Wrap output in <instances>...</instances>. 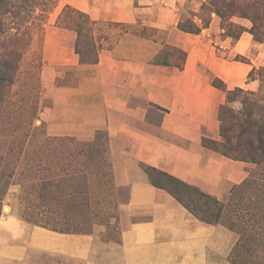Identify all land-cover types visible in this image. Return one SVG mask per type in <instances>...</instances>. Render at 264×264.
<instances>
[{
    "label": "crops",
    "instance_id": "0c3cea01",
    "mask_svg": "<svg viewBox=\"0 0 264 264\" xmlns=\"http://www.w3.org/2000/svg\"><path fill=\"white\" fill-rule=\"evenodd\" d=\"M185 1L66 0L92 19L156 30L154 37L123 32L111 47L112 38L103 36L99 61L92 65L80 64L66 37L65 50H71L59 60L76 69V83L50 89L49 135L91 141L98 130L109 134L113 180L127 193L118 206L119 236L108 237L101 224L89 233H67L8 214L0 221V264H234L230 254L238 234L198 219L152 184L140 166L166 171L223 202L254 166L204 146L203 138L221 140L219 110L227 103L211 76L229 89L257 90L260 80H249L248 73L264 66V44L248 31L236 41L220 36L216 15L199 34L179 29ZM193 2L199 10L201 2ZM64 30L74 42L77 34ZM166 44L187 52L183 69L152 62ZM252 50L251 63L234 59Z\"/></svg>",
    "mask_w": 264,
    "mask_h": 264
},
{
    "label": "trees",
    "instance_id": "16d2710c",
    "mask_svg": "<svg viewBox=\"0 0 264 264\" xmlns=\"http://www.w3.org/2000/svg\"><path fill=\"white\" fill-rule=\"evenodd\" d=\"M189 1L193 2L194 0ZM197 1L201 2L200 11L201 9L203 11V8H209V19L205 21L202 15H200V11L196 12L191 8H181L182 11H180L178 22L179 29L199 34L210 24L211 15L215 13L222 18V22L225 21L224 19L230 22L229 25L226 24V27L222 25L226 29L223 37H232L236 41L245 31H248L253 35V39L256 42H264V37L262 38L258 33V27H260L258 20L262 19L264 15V0ZM39 2L38 0H22V5L25 4L29 7L31 3L34 5ZM49 2L52 4V7L56 3L58 4V0H48L42 3L44 6H47ZM0 3L5 8L9 2L8 0H0ZM17 13L19 17H22L20 12ZM195 17L200 18L202 23H198ZM233 17L249 18L253 21V27L248 28L240 23L230 21ZM57 23L62 28L76 32L77 37L74 48L76 54L79 56L80 64L92 65L98 63L99 53L103 48L101 42L103 35L98 34L101 23L109 27H122L124 28V32H133L145 37L152 36L148 33L146 27L142 30H146L147 32H143L135 30L132 24L95 20L91 18L89 13L70 4L64 6L57 18ZM1 27L0 41L4 44L1 36L6 34V31L1 29ZM152 30L156 32L155 29ZM31 39L32 36L29 33H24L20 37L11 36V42L20 45V48L9 51L11 55H15V59L10 60L14 62H16V59L20 60L24 50L22 48L25 45H29ZM114 42L108 46H113ZM186 58L187 52L184 49L166 44L152 59V62L159 65L177 66L183 69ZM234 59L251 63L249 58L242 54L236 55ZM10 60L8 58L0 60V114H2L4 106L10 102L7 101L10 98V89L6 90V87L15 83L13 71L16 68L18 69V65L16 66ZM258 70H264V67L252 68L248 73V79H258L255 76ZM211 83L226 92L227 103L222 105L219 110L222 139L214 140L204 137V146L233 159L257 164L256 170L253 168L247 178L240 184L235 185L229 200L223 202L217 197L201 190L199 187L166 171L145 163H141L140 166L148 175L152 184L167 190L198 219L209 224H223L238 234V241L230 254V259L234 264H255L258 259H262L261 256L255 253V248L259 247L261 243L264 246V206L262 204L263 200L259 199V189L263 185L262 182L264 180L257 176L262 173L260 171L261 168L264 169V95L239 86L229 89L226 82L215 75L211 76ZM236 100L242 102L240 109H236L230 105V102ZM30 124L32 127L34 126V133L29 129L27 130L28 136L30 134L32 136V139L29 140L30 146L28 148H24L23 142H20L19 145H10L9 147L12 148L10 151L0 150V216L3 201L10 185L25 182L31 185V194H35L38 198L45 196L44 189H51L49 192L50 197L47 199L49 202H44L50 205H63L60 207L61 210H57L56 214L52 213L50 215L49 221L42 222L41 219L38 220L35 217L39 214L34 210V204H31V210H25L22 215H19L26 221L67 233H89L93 231L96 223L103 221L110 222V219L107 220L108 210L104 208L97 209L93 206V201L97 198L100 191L96 192V194L93 193L90 184H88L87 174L82 175V187L76 191L78 194L72 193L71 190L65 191L60 189L62 181H56L57 179L52 178L53 174H55L53 169H56L58 165L61 172H64V170L68 171V174L65 175H75L74 171H77L80 167H73V165L75 161L80 163L79 159L84 164L85 162L97 163L99 166H103L102 169L107 172L111 170L110 176L113 178V164L108 132L106 130H98L95 138L91 141H81L75 137L67 138L70 136L51 138L47 136L53 145L38 147L36 131L40 130L41 132L42 127L34 125L33 122ZM40 134L45 135L46 133L43 130ZM23 153H26L27 159L25 161H22ZM64 156L69 157L67 158L69 162H67ZM43 175L45 176L42 177ZM39 180H41L42 186L40 191L37 192L36 183ZM38 206L40 207L41 205ZM62 207L66 209L63 210ZM72 208L74 212H72ZM49 210L47 209L44 212H49ZM64 218L70 223L62 221ZM118 219L119 215L117 213L115 220Z\"/></svg>",
    "mask_w": 264,
    "mask_h": 264
},
{
    "label": "rangeland",
    "instance_id": "374dc122",
    "mask_svg": "<svg viewBox=\"0 0 264 264\" xmlns=\"http://www.w3.org/2000/svg\"><path fill=\"white\" fill-rule=\"evenodd\" d=\"M38 1H40L39 3H42L43 1L48 0ZM203 1L205 2V0ZM8 2L9 3L6 4L5 8L2 7L0 3V26H2L1 29L6 31V34H3L1 36L2 41L4 40V44L0 41V60L5 58H8L9 60L15 59V55H11V52L9 51L20 48V45L12 43L10 40L11 36L15 35V37H20L23 36L24 33H29L32 36V39L29 45H25L22 48L24 50L20 60L16 59V62L10 60L16 66L18 65V69L16 68L13 71L15 83L6 87V90L10 89V98L7 100L10 102L8 105L4 106V110L2 114H0V150L10 151V149H12L11 147H9L10 145H19L20 142H23L24 148H28L30 146L29 140L32 139V136L31 134L28 136L27 130L29 129L34 133V126H31V122H33L36 126H41V132H43L44 130L46 133L44 135L40 134V130L36 131V142L38 143V147H49L53 144L51 140L47 138V136L50 138L64 137L53 136L47 133L46 118L53 108V98L51 96L50 89H52V86L54 85L75 84L77 79L76 69L74 67L64 66L60 63L59 60V57H62L64 53L67 55L68 51L71 50H65L66 37L69 38L67 39V41L71 42L69 48L75 46V41L73 42L72 38L68 36L71 33L66 32V30H64L65 28L60 27L57 23V18L64 6L67 4L74 6V4L66 2V0H58V4L56 3L54 7H52V4L50 2L47 4V6H44L43 3H37L34 5L33 3H31L28 7L25 4L22 5V0H8ZM45 7H49L50 9ZM194 7L198 8L196 7V4L194 2H191L189 0L185 1L184 5L181 6L182 9L191 8L196 12L200 11V7L199 10H196ZM181 8L180 11H182ZM17 12H20L22 17H19ZM200 15H202V18L207 21L210 17L209 8H203V11L201 9ZM214 15L218 16L217 14L213 13L211 15L210 24L207 27L211 25ZM195 19L198 23H202L200 18L195 17ZM219 19L220 27L223 31L219 35L223 36L226 32V29L223 28L222 25L226 27V24L229 25L230 22L227 21V19H224L225 21L222 22L221 17H219ZM243 19L247 18L233 17L230 21L244 25L241 22ZM248 20L251 23L249 24V26H244L248 28L253 27V21L249 18ZM258 23L260 25V27H258V33L263 38L264 15L262 19L258 20ZM134 28L135 30L147 32L146 30H142V27L139 24L134 25ZM123 32L124 28L122 27H109L104 23H101L100 31L98 32V34L103 35L106 40L110 36L112 39H109V44V42L112 43ZM148 33L151 34L152 37H154V34L156 32L152 30L151 32L148 31ZM230 38L232 39V37ZM105 45H107V41H105ZM242 45L244 46V42L242 43ZM253 52L254 51L252 50V54L248 53L247 56L245 54L243 55L249 58V56H253ZM220 55L223 56V53L220 52ZM233 56L234 54H227V57L233 58ZM249 60L251 61L250 58ZM61 74L62 76H59ZM255 76L260 80L261 84L257 90H248H252L264 95V70H258V72L255 73ZM236 101L240 103L237 105H241L239 106L241 108L242 102L239 100ZM71 137L73 136L67 138ZM15 148H17V146H15ZM64 158L67 159L69 157L64 156ZM26 159V153H23L22 161H25ZM79 161L80 163L78 161H75L73 165V167H80L77 171H74L75 175H65L68 174V171L64 170V172H61L60 166L58 165L56 169H53L55 174H53L52 178L57 179L56 181H62L60 189L65 191L71 190L72 193H76V191L82 187V175L87 174V180L89 182L88 184H90L93 193L96 194V192L100 191L97 198H95L93 201V206L97 209L104 208L109 211L107 220L110 219V222L103 221L96 224H101L107 228L108 237H118L119 223L118 220H115V215L117 213L119 214L117 208H119L118 206L120 205V203L126 199V190L124 188L116 186L113 178L110 176L111 170L107 172L102 169L103 166H99V164L97 163L94 164V162H85L84 164L81 159H79ZM67 162H69L68 159ZM257 167V164H254L253 168L255 170ZM260 171H262V173L258 174L257 176L264 180V169L261 168ZM44 176L45 175H43L42 177ZM41 184V180H39V182L37 181V192L40 191V188L42 186ZM262 184L263 185L259 189V193L261 195H259V199L263 200L262 204L264 206V181L262 182ZM31 190L32 188L29 183L22 182L11 184L8 189V193L3 201L0 221L2 220L4 215H22L25 210H31V204H34V210H36V212L39 214L35 217L38 220L41 219L42 222H45L46 220L49 221L50 215L52 213L56 214L57 210H61L60 207L63 205H50L47 204V202H44L48 201L47 199H49L50 197L49 192L51 191V189H44L43 192L45 196H41L40 198H38L35 194H31ZM38 205L41 206L39 207ZM7 207L8 210L6 209ZM47 209L50 210L49 212L45 213L44 211H46ZM62 209L65 210L66 208L62 207ZM72 212H74L73 208ZM62 221L67 222L65 218ZM262 249H264L262 243L259 247L255 248V253L262 258L261 260L258 259L255 264H264V250Z\"/></svg>",
    "mask_w": 264,
    "mask_h": 264
},
{
    "label": "bare ground",
    "instance_id": "6f19581e",
    "mask_svg": "<svg viewBox=\"0 0 264 264\" xmlns=\"http://www.w3.org/2000/svg\"><path fill=\"white\" fill-rule=\"evenodd\" d=\"M6 209L8 210V207Z\"/></svg>",
    "mask_w": 264,
    "mask_h": 264
}]
</instances>
